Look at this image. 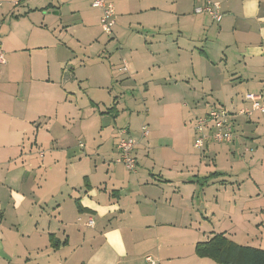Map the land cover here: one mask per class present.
<instances>
[{"label":"crops","instance_id":"1","mask_svg":"<svg viewBox=\"0 0 264 264\" xmlns=\"http://www.w3.org/2000/svg\"><path fill=\"white\" fill-rule=\"evenodd\" d=\"M111 1L121 27L136 32L125 41L126 51L120 55L127 57L128 70H122V59H115L111 72L94 63L68 76L60 71L66 69L62 61L66 43L63 29L54 27L57 20L45 24L44 13L43 19L32 20L27 37L31 43L24 45L20 21L33 19L53 2L20 16L15 9L22 0H2L0 36L6 62L0 64V264H218L197 256L196 245L215 233H228L213 229L206 233L210 216L199 214L196 196L210 180L220 179L216 177L222 171H208L179 135L170 143L145 138L135 150L137 170L130 172L116 162L114 149L121 129L134 136L138 130L119 125L125 112L116 99V105L100 106L98 100L103 98L89 94V102L81 93L82 83L94 78L98 86L108 87L117 79L122 84L129 79L132 86L143 84L150 99L164 98L167 89L158 86H171L173 80L180 87L167 98L190 97L199 106L195 115L187 116L195 140V119L211 105L221 104L235 113L250 103L248 94H264V0H212L223 13L220 22L199 10L207 0H172L170 18L176 25L170 31L161 9L166 0ZM7 16L16 21L12 27L10 20L6 34ZM80 18L88 24V13ZM153 29L157 35L147 34ZM164 31L176 36L172 49L166 47ZM182 39L189 43L186 47L180 45ZM86 69L93 75L84 74ZM149 72L150 77L142 79ZM77 96L80 101L73 100ZM86 118L92 120L97 135L105 136L91 142L89 149L76 139L87 128ZM232 119V142L210 140L204 148L194 147L214 158L219 147L232 150L238 131L252 128L257 146L246 151L256 155L264 144V113L233 114ZM180 123L185 125L183 120ZM112 138L116 140L108 163L92 155L108 148ZM35 145L45 148L36 159ZM76 145L77 150L72 148ZM56 148L64 156L57 155ZM81 150L87 152L85 158L80 157ZM261 212L264 200L255 211ZM212 215L216 217V212ZM90 217L93 225L86 224Z\"/></svg>","mask_w":264,"mask_h":264},{"label":"rangeland","instance_id":"2","mask_svg":"<svg viewBox=\"0 0 264 264\" xmlns=\"http://www.w3.org/2000/svg\"><path fill=\"white\" fill-rule=\"evenodd\" d=\"M49 1L53 2L54 5L51 6V8H45L44 6ZM173 3L172 0H166V5L160 6L161 9H165L164 14L166 15L165 18L168 31L174 30L176 25L173 24L174 19L170 18V15H173V13H171ZM34 7L44 8L39 9V13L35 14L33 19L20 21V23L23 22L21 29L24 31V45L31 43L27 42V37L29 35L28 30L32 20H39L41 17L43 19L42 13L47 14L46 18L42 20L45 24L48 23V25H52L54 20H57L54 27L60 25V28L63 29V39L66 43V53L62 60L66 63V69H60V71L66 72L65 75H73V71L80 66L84 67L86 64L92 66L94 63H102L103 67L111 72L110 63H113L115 59L119 61L122 59V62H120L121 67L123 66L122 70H125L124 66L127 64V57L124 55L126 57L124 58L120 55L126 51L125 48L123 49L125 41L129 39L132 32H136L126 29L124 26L121 27L117 6V24L114 27L113 33L110 35L103 32L100 23L101 11L99 8H95L91 5V0H43L42 2L22 0L15 11L17 15L22 16L25 14V11ZM85 13L89 14L88 24H82L80 18V15ZM10 20H12V27H14L16 18L11 19L10 16H7L6 21L3 20L5 21L4 32H6V34L9 27H11ZM123 21L126 23L124 18ZM120 27L122 30L119 36L113 38L116 35L115 32L118 31ZM153 30L154 32H149V30H146V32L147 34L157 35V30ZM146 32L144 31V34ZM162 33L165 34L166 47L172 49L174 42L173 38L176 36L168 33L166 34L165 31ZM185 40L186 39H182L179 41L182 43L180 44L182 47H186L189 44ZM108 42L111 43L106 46ZM199 47L202 48L201 46ZM3 50L6 54L4 46ZM115 66L118 67L117 65ZM121 67L119 64L120 71L123 73ZM132 69H135V65H132ZM84 74H91V71L86 69L84 70ZM149 77L150 72L145 74L142 79H148ZM170 81L172 82L171 86H158L159 88L167 89L164 98L154 96L148 99L144 94L146 90L144 85L142 84V87L132 86L129 84V79H125L123 84L121 83L122 80L117 79L108 87L98 86L94 82V78L89 79L82 83L81 93L86 94L85 98L88 101V97H90L89 94H99L103 98V100L97 99L98 102L101 101L99 102L100 106H103V103L107 104V106H112L115 104L114 100L116 99V104H118L119 107H123L125 112L119 125L124 127L131 126L132 129L138 130L136 134L140 143L146 139V142L150 141L156 143L158 140L161 141V138H164L163 140L168 143L176 142L179 135H182L184 137V143H186L189 150H194L200 155L203 159L202 164L208 167V171L214 172L215 170H219L223 173L220 175L221 177H216L220 179L210 180L205 190L199 192L198 196H196L199 214L201 212L210 216L209 225L205 224L206 233L212 234L211 231L213 230L216 232L226 230L228 233L227 236L240 245L264 247V212L255 213V211L259 209L260 201L264 200V144L260 146V151H258L256 155H253L250 150L246 151V148L250 147L255 149L257 146V144L253 143L255 139L251 136L254 134L251 128L248 130L249 132L244 130L237 132V139L233 143L232 150L219 147L216 149L217 154L214 156L215 159L212 158L213 156H208V154L204 156L205 153L201 152V149H196L194 147L193 126L187 122V116L189 115L192 117L195 115L199 106L192 100L193 98L190 97L169 98L171 97L169 95H173L176 89L180 87V85H174L173 80ZM158 87L155 86L156 90H158ZM167 96L169 97L167 98ZM86 99H82L85 104L88 103ZM73 100L80 101L81 96H77V98L74 97ZM211 101L218 102L217 100ZM90 108L91 107H89V109L86 108L85 112H90ZM181 120H183L185 125L180 123ZM86 123L87 128L83 130V132L76 134V139L78 138L80 142L87 144V149H89L92 146L91 142L96 143L97 139L101 141L105 136L103 132H100L98 135L96 134L90 118H86ZM142 124H148L150 130L149 136L146 139L141 137L139 128H141ZM42 125L45 126V122H42ZM115 140V138L109 139L110 145L107 146L108 148H106V146L102 147L101 150L99 149L92 155L98 156L99 160H106L108 163V160L113 157L112 144L115 143ZM72 148L77 150L78 146L76 145ZM97 149L98 147L95 148V150ZM41 150L43 151L45 148L39 149L36 145L33 146L32 151L38 154L35 153L33 158H39ZM52 150L53 149L48 150L49 155H51ZM53 151L58 153L57 155L59 156H64L65 154L62 152V149L56 148ZM114 151L118 152L116 149H114ZM80 153L81 158L87 156L86 151L83 152L81 150ZM116 156L118 155L114 157ZM78 157L79 156H77V158ZM222 178H224L225 181L221 180ZM217 201L218 203L216 204ZM43 205L45 206V203ZM46 209L48 210L49 208ZM213 211L216 212V217H213ZM258 221L263 223L257 225L256 223Z\"/></svg>","mask_w":264,"mask_h":264},{"label":"built area","instance_id":"3","mask_svg":"<svg viewBox=\"0 0 264 264\" xmlns=\"http://www.w3.org/2000/svg\"><path fill=\"white\" fill-rule=\"evenodd\" d=\"M92 5L101 9L100 22L103 32L112 34L117 24V13L114 3L111 0H92ZM1 6L2 0H0ZM199 10L209 13L218 22L223 17L220 5L212 0H207ZM1 21L0 16V26ZM5 62L6 58L0 36V64ZM124 69L128 70L127 64H125ZM247 99L250 103L243 105L235 113L230 112L224 105L216 103L211 105L205 114L197 116L194 124L196 134L194 145L198 148H204L210 140L217 143L232 142L234 138L233 114L251 117L255 112L264 113L263 93L248 94ZM140 131L141 137L147 138L150 133L148 124H142ZM139 143L140 141L137 136L127 133L125 129L120 130L116 143L118 151L116 162L123 164L130 172H136L137 170L138 160L135 150ZM86 224L93 225V219L90 217ZM148 260H151V258L148 257Z\"/></svg>","mask_w":264,"mask_h":264},{"label":"trees","instance_id":"4","mask_svg":"<svg viewBox=\"0 0 264 264\" xmlns=\"http://www.w3.org/2000/svg\"><path fill=\"white\" fill-rule=\"evenodd\" d=\"M196 254L218 264H264V247L240 245L224 233H215L208 240L198 242Z\"/></svg>","mask_w":264,"mask_h":264}]
</instances>
